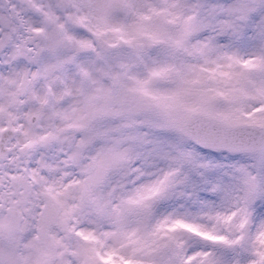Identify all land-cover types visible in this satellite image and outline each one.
<instances>
[{
	"label": "snow or ice",
	"instance_id": "1",
	"mask_svg": "<svg viewBox=\"0 0 264 264\" xmlns=\"http://www.w3.org/2000/svg\"><path fill=\"white\" fill-rule=\"evenodd\" d=\"M0 264H264V0H0Z\"/></svg>",
	"mask_w": 264,
	"mask_h": 264
}]
</instances>
